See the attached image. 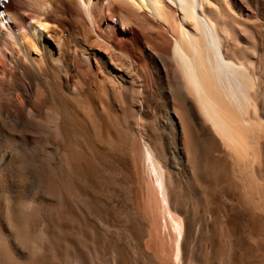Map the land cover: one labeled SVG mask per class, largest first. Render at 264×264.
Wrapping results in <instances>:
<instances>
[{
	"label": "bare ground",
	"instance_id": "obj_1",
	"mask_svg": "<svg viewBox=\"0 0 264 264\" xmlns=\"http://www.w3.org/2000/svg\"><path fill=\"white\" fill-rule=\"evenodd\" d=\"M261 22L237 0H0V264L49 262L60 222L85 211L75 194L93 206L95 162L114 157L137 175L145 247L159 264H193L174 187L180 164L209 181L202 135L264 213Z\"/></svg>",
	"mask_w": 264,
	"mask_h": 264
},
{
	"label": "rangeland",
	"instance_id": "obj_2",
	"mask_svg": "<svg viewBox=\"0 0 264 264\" xmlns=\"http://www.w3.org/2000/svg\"><path fill=\"white\" fill-rule=\"evenodd\" d=\"M237 1L242 5L245 18L263 22L258 33L262 43L257 50L261 58L259 76L264 79V12L258 10L256 0ZM112 24L118 25L115 19ZM246 34L242 36L250 37V33ZM190 112L200 128L201 122L191 107ZM147 118L150 119V115ZM202 139L210 166L207 167L209 181L191 183L180 164L174 187L178 195L177 207L184 210L192 221L188 238L191 260L193 264H264V213L260 208H252L245 199H240L237 189L231 184L229 166H223L220 148L211 144L205 135ZM95 163L99 176L95 187L96 202L90 206L85 194L83 200L81 194H75V199L85 211L80 217H75L76 220L68 217L60 222V243L51 250L49 262L45 264H71L76 254L85 256L88 264H159L151 250L145 247L146 225L135 209L137 175L118 157L106 163V168ZM63 171L59 172L56 180L64 187L68 183L71 186V177L67 178ZM258 175L264 185V140L261 141ZM82 182L90 185L85 179ZM66 228L70 230L66 231L68 233H65Z\"/></svg>",
	"mask_w": 264,
	"mask_h": 264
}]
</instances>
